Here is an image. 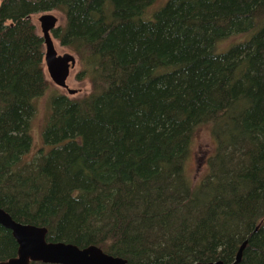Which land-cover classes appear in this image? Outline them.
Wrapping results in <instances>:
<instances>
[{"label":"trees","instance_id":"trees-1","mask_svg":"<svg viewBox=\"0 0 264 264\" xmlns=\"http://www.w3.org/2000/svg\"><path fill=\"white\" fill-rule=\"evenodd\" d=\"M52 11L91 93L51 99L29 159L50 87L31 19ZM0 208L129 264H234L245 241L238 264H264V0H0ZM17 252L0 225V262Z\"/></svg>","mask_w":264,"mask_h":264},{"label":"water","instance_id":"water-1","mask_svg":"<svg viewBox=\"0 0 264 264\" xmlns=\"http://www.w3.org/2000/svg\"><path fill=\"white\" fill-rule=\"evenodd\" d=\"M38 21L40 36L45 46L44 64L50 79L59 88L67 90L70 95H76L77 91L70 89L67 81L71 70L77 64V59L72 54L58 55L54 44L52 34L58 28V18L49 12L41 14ZM0 225L12 233L18 244L17 256L0 264H129L127 260L108 255L96 246L81 249L73 244L48 242L46 228L16 222L2 208H0ZM247 243L245 241L241 246L234 264L240 263ZM195 264L225 263L220 261Z\"/></svg>","mask_w":264,"mask_h":264},{"label":"rangeland","instance_id":"rangeland-1","mask_svg":"<svg viewBox=\"0 0 264 264\" xmlns=\"http://www.w3.org/2000/svg\"><path fill=\"white\" fill-rule=\"evenodd\" d=\"M51 14L55 15L58 18V27L65 25L66 20L65 16L62 13L58 11H52ZM39 17L40 15H34L32 16L31 21L36 26L37 32L41 34L40 23L38 21ZM53 39L58 55L72 54L77 59V64L75 68L71 70L70 77L67 81L69 88L72 90H76L77 94L70 95L67 90L61 89L56 86L50 79L45 68V76L47 81L49 82L50 87L43 97L36 100V115L32 121L33 151L30 154L29 159L34 157L36 153L39 152V150H41L44 146L43 132L47 125L50 114L51 99L56 95H64L69 99L78 100L91 93V85L89 80H79V75L82 71V65L78 56L70 49L61 46L60 42L57 39H55L54 37ZM236 40H241V38L230 39V41L225 42L223 45L219 46V48L226 49L229 46L235 44ZM215 145V140L208 127L202 128L198 131L194 141L193 155L187 167L188 175L191 180H193V182H198L205 175L207 171L208 157L214 152Z\"/></svg>","mask_w":264,"mask_h":264}]
</instances>
